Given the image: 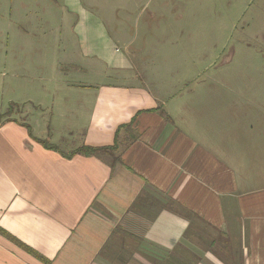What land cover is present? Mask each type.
<instances>
[{"label": "crops", "instance_id": "obj_1", "mask_svg": "<svg viewBox=\"0 0 264 264\" xmlns=\"http://www.w3.org/2000/svg\"><path fill=\"white\" fill-rule=\"evenodd\" d=\"M61 1L88 81L0 120V264H264V120L187 111Z\"/></svg>", "mask_w": 264, "mask_h": 264}, {"label": "rangeland", "instance_id": "obj_2", "mask_svg": "<svg viewBox=\"0 0 264 264\" xmlns=\"http://www.w3.org/2000/svg\"><path fill=\"white\" fill-rule=\"evenodd\" d=\"M82 2L102 10L106 39L129 52L135 72L148 81L155 74L171 89L177 80L175 88L184 94L176 102L187 111L209 104L216 108L215 118L227 113L264 120V0ZM154 10L161 14L151 15ZM119 17L123 22L113 28L109 20ZM72 20L61 0H0V120L14 114L16 104L34 109L51 102L56 89L77 91L88 81ZM149 86L155 89L156 83Z\"/></svg>", "mask_w": 264, "mask_h": 264}, {"label": "trees", "instance_id": "obj_3", "mask_svg": "<svg viewBox=\"0 0 264 264\" xmlns=\"http://www.w3.org/2000/svg\"><path fill=\"white\" fill-rule=\"evenodd\" d=\"M112 150H113V146H110V147L107 146V147H100V148H90L87 151L95 152V151H112ZM223 254H224V252H223Z\"/></svg>", "mask_w": 264, "mask_h": 264}]
</instances>
